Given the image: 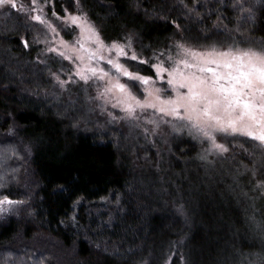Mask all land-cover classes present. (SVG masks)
<instances>
[{"label": "trees", "instance_id": "trees-1", "mask_svg": "<svg viewBox=\"0 0 264 264\" xmlns=\"http://www.w3.org/2000/svg\"><path fill=\"white\" fill-rule=\"evenodd\" d=\"M193 2L138 0L137 9L133 0H84V10L106 40L132 33L136 50L148 56L142 46L163 47L178 38L166 20H176L187 30L181 35L191 38L215 29L216 0H201L202 23L196 13L186 12ZM261 2L257 30L249 32L246 24L245 36L264 39ZM66 3L56 0V10ZM224 15L232 23L220 21L221 27H235L236 17ZM40 55L35 26L22 14H0V177L8 178L0 193L27 205L0 223V264H138L141 257L149 264H165V257L169 264H185L174 259L177 249L187 264H243L239 252L259 253L260 242L245 221L253 211L264 219V190L251 191L250 175L241 167L251 168L254 157L258 164L264 161L257 143L222 141L228 152L209 156V163L199 158L200 142L186 134L166 146L144 140L120 146L110 136L74 128L55 115L58 104L44 93L50 67L56 66L40 63ZM131 66L134 71L145 67ZM24 144L32 145L31 153L24 152ZM13 147L19 150L16 157ZM238 167L240 186L235 187ZM129 249L135 253L131 260Z\"/></svg>", "mask_w": 264, "mask_h": 264}, {"label": "snow or ice", "instance_id": "snow-or-ice-1", "mask_svg": "<svg viewBox=\"0 0 264 264\" xmlns=\"http://www.w3.org/2000/svg\"><path fill=\"white\" fill-rule=\"evenodd\" d=\"M133 3L139 9L138 0ZM216 3L220 7L213 14L217 15L218 23L212 32L191 38L181 35L187 30L176 20H166L178 38L163 47L142 46L143 52H150L148 56L136 50L132 33L122 40H106L103 30L84 10V0H67L60 11L56 10V0H25L24 3L0 0V14H15L18 18L22 14L25 21L45 26L53 34V40L60 33L48 19L46 9L61 24L70 26L71 31L66 35L79 30L73 43L60 36L59 46L47 48V52L71 62L67 73L62 65L59 73L50 75L61 90V95L56 97L60 103L55 115L61 120L68 119L72 127L86 128L91 124L101 135H108L103 131L105 127L127 121L141 127L147 138L161 125L170 126L174 133L186 134L191 141L200 142L202 161L211 163L209 156L228 152L229 148L220 141L230 143L237 139L257 143L264 156V39L245 36L241 31L246 24L251 25L249 32L257 30V0H216ZM203 7L201 0H194L191 8L186 6V12L189 16L196 13L202 23L199 11ZM260 7H264V0ZM225 12L236 17L235 27H221L220 21L232 23ZM19 40L24 48L29 47L26 36L21 35ZM130 62L145 66L144 71H133ZM72 85L84 94L83 102L79 95L73 98ZM92 88L95 94L89 91ZM65 92L68 93L66 98L63 97ZM86 113L96 114L97 121L103 119L104 123L93 121ZM9 131L15 133L17 129ZM23 150L31 153L32 145L24 144ZM8 151L5 149V159L9 158ZM18 151L16 147L11 149L13 157ZM241 167L250 175V190H264V161L258 164L254 157L251 168L247 164ZM241 167L233 173L235 187L240 186ZM7 180L0 177V189H4ZM19 205L27 207L24 201L0 193V218L3 214L20 211L12 207ZM178 211L185 212L183 204L178 206ZM257 215L255 211L246 213L245 224L254 240H259L260 251L248 253L255 256L252 261L239 252L238 255L244 257L243 264H264V219H258ZM252 247H256L255 243ZM128 252L131 255L127 259L131 260L135 253L131 249ZM116 254L120 255L119 250ZM175 258L187 264V258L178 249ZM138 264L149 262L141 257ZM165 264H169L167 257Z\"/></svg>", "mask_w": 264, "mask_h": 264}, {"label": "rangeland", "instance_id": "rangeland-1", "mask_svg": "<svg viewBox=\"0 0 264 264\" xmlns=\"http://www.w3.org/2000/svg\"><path fill=\"white\" fill-rule=\"evenodd\" d=\"M46 14L48 16V19H50L51 22L57 27L58 32L60 33V36H63L65 40L69 41V43H73L75 41V38H76L79 30L77 29V32H73L71 36H68V35H66V33L71 31L70 26H65V25L61 24V22L59 20H56L55 18H53L51 16V13L47 12V9H46ZM29 22L35 26V44L40 47V52H41V55L38 57V60L40 61V63L49 64V63L53 62L56 67L55 68L50 67L51 68L50 69L51 72L49 71L50 73H53V72L59 73L61 71V67L63 65L64 72L67 73L68 67L70 66L71 62L67 61V60H62L61 57L56 56L53 53L47 52L48 47L59 46L60 36H57L56 39L53 40V34L49 30H47L45 28V26L40 25L38 22H35V21H29ZM50 73L48 76V87L44 89V91H45L44 93H45V95H47V98L52 103L59 104L60 101L58 99H56V97L61 95V90H59L58 87H56V81L50 75ZM61 78L64 79L65 77L62 76ZM89 91L92 94H95L94 88L90 89ZM71 92H72L73 98H75L77 95H79L81 97V102H83V95L84 94L82 92H78V89L76 88L75 85L71 86ZM67 95H68L67 92L63 93L64 98H66ZM86 114L93 121L100 123V124L104 123L103 119H100L97 121L96 114H94V113H86ZM80 129L83 131H86V132H90V133L95 132V133L100 134V132L97 129H95L91 124H89L86 128L82 126ZM103 131L108 133V135H105V137L110 136L109 139H112V138H114V140L117 139L120 146H122V141L129 142L132 140L137 141V142H139L138 140H141V141L144 140V141L151 142L157 146H161V145L166 146L171 141V139H173L175 136L178 135V134L174 133V131L172 130V128L170 126L165 127V126L161 125V127L159 129H157L153 133H149L148 137L145 138V136L142 133L141 127L130 124L127 121H124L122 123H117L114 126H107L103 129ZM220 142H222V141H220ZM22 206H24V205L12 206V207H14V208L18 207L19 208ZM13 215L16 216V215H18V213L17 212H9V213L3 214V218H0V223L3 222L6 218H9Z\"/></svg>", "mask_w": 264, "mask_h": 264}]
</instances>
